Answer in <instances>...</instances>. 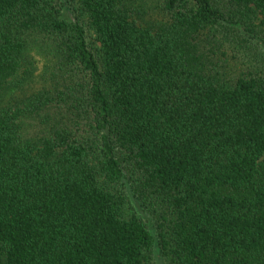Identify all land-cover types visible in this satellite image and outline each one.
<instances>
[{"label":"trees","instance_id":"16d2710c","mask_svg":"<svg viewBox=\"0 0 264 264\" xmlns=\"http://www.w3.org/2000/svg\"><path fill=\"white\" fill-rule=\"evenodd\" d=\"M157 247L264 264V0H0V264Z\"/></svg>","mask_w":264,"mask_h":264},{"label":"rangeland","instance_id":"374dc122","mask_svg":"<svg viewBox=\"0 0 264 264\" xmlns=\"http://www.w3.org/2000/svg\"><path fill=\"white\" fill-rule=\"evenodd\" d=\"M42 66H43V64L40 63V68H42ZM153 264H165V261H164L162 255L158 251V247L156 248L155 259H154Z\"/></svg>","mask_w":264,"mask_h":264}]
</instances>
